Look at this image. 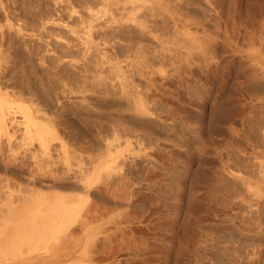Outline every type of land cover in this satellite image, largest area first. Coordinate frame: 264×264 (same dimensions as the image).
Listing matches in <instances>:
<instances>
[{
  "label": "rangeland",
  "instance_id": "374dc122",
  "mask_svg": "<svg viewBox=\"0 0 264 264\" xmlns=\"http://www.w3.org/2000/svg\"><path fill=\"white\" fill-rule=\"evenodd\" d=\"M123 1L0 0V264H264V0Z\"/></svg>",
  "mask_w": 264,
  "mask_h": 264
},
{
  "label": "bare ground",
  "instance_id": "6f19581e",
  "mask_svg": "<svg viewBox=\"0 0 264 264\" xmlns=\"http://www.w3.org/2000/svg\"><path fill=\"white\" fill-rule=\"evenodd\" d=\"M42 1V0H41ZM58 1V0H57ZM125 1V0H124ZM123 1V2H124ZM128 1V0H127ZM100 2V1H99ZM53 3V2H52ZM54 3H56V2H54ZM81 3V2H80ZM126 3H128V2H126ZM11 4V3H10ZM42 4V3H41ZM121 4H123V3H121ZM2 5V4H1ZM44 6V5H43ZM83 6H85V5H83ZM125 6V5H124ZM87 7H88V5H87ZM86 7V8H87ZM123 7V6H122ZM153 7V6H152ZM3 8V7H2ZM91 8V7H90ZM54 9V8H53ZM124 9V8H123ZM1 10V9H0ZM4 10V9H3ZM92 10V9H91ZM72 12H74L75 13V11H72ZM87 12H88V10H87ZM7 13V12H6ZM91 13V12H90ZM93 14H94V11L92 12ZM77 14V13H76ZM92 14V15H93ZM126 14V13H125ZM130 14V13H129ZM78 15V14H77ZM122 15V14H121ZM8 16V15H7ZM11 16V15H10ZM96 16V15H95ZM61 17V16H60ZM93 17V16H92ZM91 17V18H92ZM36 18H37V16H36ZM130 18V17H129ZM2 19V18H1ZM80 19V18H79ZM97 19V18H96ZM5 20V19H4ZM91 20V19H90ZM93 20H95V19H93ZM125 20V19H124ZM129 20V19H128ZM128 20H126V21H128ZM80 21V20H79ZM84 21V20H83ZM87 21V20H86ZM5 22H6V20H5ZM16 22V21H15ZM113 22V21H112ZM130 22H133V21H131L130 20ZM135 22V21H134ZM76 23V22H75ZM124 23H126L127 24V22H124ZM137 23V22H136ZM157 23V22H156ZM8 24H10V21H9V23H6V25H8ZM93 24V23H92ZM122 24H123V22H122ZM131 24H135V23H131ZM169 24V23H168ZM18 25V24H17ZM91 25V24H90ZM90 25H89V27L86 29V34H85V32H84V34H85V36H86V38L87 39H91V31L93 30V28H95V27H90ZM96 25V24H95ZM31 26V25H30ZM102 26V25H101ZM141 26V25H140ZM143 27H144V25H142ZM9 27H10V25H9ZM20 27V26H19ZM41 27V26H40ZM97 27H98V25H97ZM104 27V26H103ZM143 27H141L142 28V30H143ZM147 27V26H146ZM149 27V26H148ZM81 28H82V26H81ZM100 28V27H99ZM145 28V27H144ZM1 29V28H0ZM21 29V28H20ZM92 29V30H91ZM98 29V28H97ZM101 30L103 29V28H100ZM104 29H106V27L104 28ZM119 29V28H118ZM148 29V28H147ZM150 29V28H149ZM174 29V28H173ZM99 30V29H98ZM109 30V29H108ZM141 30V31H142ZM78 31V30H77ZM94 31V30H93ZM104 31V30H103ZM130 31V30H129ZM17 32H19L20 33V30H17ZM73 32V31H72ZM145 32H147L148 33V31H145ZM25 33V32H24ZM96 33V32H95ZM102 33V32H101ZM109 33V32H108ZM143 33V32H142ZM155 33V32H154ZM22 34V33H21ZM69 34V33H68ZM105 34H106V31H105V33H104V36H105ZM118 34V33H117ZM177 34V33H176ZM2 35H3V33H2ZM26 35H27V33H26ZM94 35H97V34H94ZM98 35H100V33L98 34ZM103 35V34H102ZM101 35V36H102ZM107 35V34H106ZM110 35V34H109ZM123 35V34H122ZM121 35V36H122ZM144 35V34H143ZM175 35V34H174ZM25 36V35H24ZM23 36V37H24ZM116 36V35H115ZM141 36H142V34H141ZM146 36V35H145ZM148 36V35H147ZM27 37V36H26ZM1 38V42H0V46H2L3 45V37H0ZM96 38V37H95ZM99 38V37H98ZM157 38V37H156ZM155 38V39H156ZM100 39V38H99ZM108 39V38H107ZM145 39V38H144ZM158 39V38H157ZM23 40V39H22ZM109 40V39H108ZM108 40H106V39H104V43H105V41H108ZM111 40V39H110ZM153 40H154V38H153ZM173 40V39H172ZM91 41V40H90ZM103 41V40H102ZM48 42V41H47ZM96 42H98V41H96ZM128 42V41H127ZM70 43V42H69ZM106 43H108V42H106ZM25 44V43H24ZM113 44V43H112ZM6 45H7V43H6ZM9 45V44H8ZM8 45H7V47H8ZM96 46V45H95ZM102 46V45H101ZM113 46H114V44H113ZM112 45H111V47H113ZM83 47H85V46H83ZM1 48V47H0ZM22 48V47H21ZM25 48V47H24ZM96 48V47H95ZM2 49V48H1ZM1 49H0V51H1ZM27 49V48H26ZM74 49V48H73ZM90 49V48H89ZM8 50V49H7ZM10 50V49H9ZM25 51V50H24ZM87 51V50H86ZM102 51V50H101ZM68 52V51H67ZM88 52V51H87ZM113 52V51H112ZM47 53V52H46ZM55 53V52H54ZM86 53V52H85ZM101 53H103V52H101ZM114 53V52H113ZM67 54V53H66ZM87 54V53H86ZM92 54V53H91ZM98 54V53H97ZM29 55V54H28ZM52 55H53V53H52ZM94 55V54H93ZM118 55V54H117ZM121 55H122V53H121ZM112 56H113V54H112ZM138 56V55H137ZM93 57H95V55L93 56ZM93 57H92V59H93ZM101 57V56H100ZM83 58H85V57H83ZM91 59V60H92ZM99 59V58H98ZM103 59V58H102ZM101 59V60H102ZM113 59H114V56H113ZM116 59H117V57H116ZM140 59V58H139ZM142 59V58H141ZM65 60V59H64ZM74 60V59H73ZM90 60V59H89ZM100 60V61H101ZM127 60V59H126ZM167 60V59H166ZM170 60V59H169ZM99 61V60H98ZM97 61V62H98ZM108 61V60H107ZM114 61V60H113ZM158 61V60H157ZM96 62V61H95ZM126 62V61H125ZM73 63V62H72ZM77 63V62H76ZM82 63H84V62H82ZM66 64V63H65ZM74 64V63H73ZM86 64V63H85ZM100 64V63H99ZM117 64V63H116ZM44 65V64H43ZM101 65V64H100ZM108 65H109V63H108ZM118 66V65H117ZM87 67V66H86ZM102 68V67H101ZM47 69V68H46ZM120 69V68H119ZM91 70V69H90ZM92 71V70H91ZM90 71V72H91ZM100 71V70H99ZM30 72V71H29ZM118 72V71H117ZM89 73V72H88ZM96 74H98V73H96ZM100 75V74H99ZM102 75H103V73H102ZM1 76V75H0ZM107 76V75H106ZM134 76V75H133ZM123 77V76H122ZM115 78V77H114ZM150 78V77H149ZM108 79V78H107ZM13 80V79H12ZM104 80V79H103ZM105 82V81H104ZM118 82V81H117ZM127 82V81H126ZM118 84V83H117ZM107 85V84H106ZM109 85V84H108ZM2 86V85H1ZM8 86V85H7ZM129 86V85H128ZM151 86V85H150ZM120 87V86H119ZM4 88V87H3ZM18 89V88H17ZM81 89V88H80ZM5 90V89H4ZM3 90V91H4ZM123 90V89H122ZM136 90V89H135ZM11 91H13V90H11ZM49 91V90H48ZM128 91V90H127ZM5 92V91H4ZM2 93V92H0V105H1V107L3 106V105H7L6 104V100H5V98L7 99L8 98V93ZM7 92V91H6ZM122 92V91H121ZM124 92V91H123ZM139 93V92H138ZM11 95H12V93H10ZM9 94V95H10ZM11 95H10V97H11ZM78 95V94H77ZM82 95V94H81ZM14 96H16V95H14ZM18 97H20L19 95H17ZM56 96V95H55ZM54 96V97H55ZM126 96V95H125ZM128 96V95H127ZM25 97V96H24ZM130 97V96H129ZM137 97H138V95H137ZM48 98V97H47ZM81 98V97H80ZM19 99H21V98H19ZM22 99H24L23 98V96H22ZM25 99H27V97L25 98ZM108 99V98H107ZM139 99V98H138ZM26 101H29V100H26ZM35 101H36V99H35ZM61 101V100H60ZM77 101V100H76ZM4 102H5V104H4ZM7 102H8V100H7ZM136 102H137V100H136ZM8 104H10V102H8ZM36 104V103H35ZM141 104V103H140ZM139 104V105H140ZM13 104L11 103L10 105H8V107L9 108H5V109H7V110H9V111H5V110H3V112L2 111H0L1 112V115H0V130H1V132L2 131H4L5 129H7V128H5L4 126V123H5V121H8L7 119L9 118H6L5 116H7V115H11V116H13L14 114L16 115V113H18L19 115H21V117H20V121H21V123H20V121H19V123L21 124V126H23V128H21L23 131V140H36L37 141V143H39V148H41L42 149V153H40V154H43V155H41V156H43L44 158H46L47 157V150H49L48 149V142H51L50 140H51V137L52 138H54L55 140H56V138L52 135L51 137H49L50 136V133H49V129H47V127H45V125H43V126H40L39 124H40V122H38V124H37V121L35 122V118H34V116H36V118H40L39 116H37L38 115V113H39V111H38V113H36L37 115H35V111L33 112V114H34V116H33V114H32V112L30 111V109L29 108H26V107H22V106H14V108L12 107V109H14V110H12L11 109V106H12ZM37 106V105H36ZM4 107V106H3ZM6 107V106H5ZM35 107V106H34ZM79 108V107H78ZM88 108V107H87ZM141 108V107H140ZM1 110H2V108H0ZM14 111V112H12V111ZM16 110V111H15ZM35 110H37V109H35ZM78 110H80V109H78ZM11 111V112H10ZM143 111V110H142ZM141 114V113H140ZM14 115V116H15ZM10 116V117H11ZM135 116V115H134ZM110 117V116H109ZM10 119V118H9ZM11 119L12 120H10V121H12L13 123H14V118L13 117H11ZM14 119V120H13ZM48 120V119H47ZM16 121V120H15ZM17 123V122H16ZM18 124V123H17ZM17 124H16V126H17ZM19 124V125H20ZM12 125V124H11ZM109 125V124H108ZM6 127H8V126H6ZM18 127V126H17ZM11 129V128H10ZM112 129V128H111ZM15 130V129H14ZM133 130V129H132ZM5 131H7V130H5ZM20 131V130H19ZM12 132H13V130H12ZM51 132V131H50ZM10 134V133H9ZM18 134H19V132H18ZM48 134H49V136H48ZM52 134V133H51ZM64 134V133H63ZM116 135V134H115ZM7 137L8 138H10V137H12V135L11 136H9V135H7ZM47 137L48 138H50V140H48V142H47ZM61 138V137H60ZM128 139V138H127ZM21 141V140H20ZM30 141V142H31ZM10 142V141H9ZM16 142V141H15ZM117 142V141H116ZM120 142H122V141H120ZM136 143V142H135ZM13 144V143H12ZM23 145V144H22ZM26 145H27V143H26ZM96 146V145H95ZM115 146V145H114ZM13 147V146H12ZM15 147V146H14ZM61 147V146H60ZM111 147V146H110ZM18 148V147H17ZM21 148V147H20ZM23 148V147H22ZM26 148V147H25ZM62 148V147H61ZM63 149V148H62ZM19 151H20V149H18ZM10 151V150H9ZM14 151H16V149H14ZM25 151V150H24ZM61 151V150H60ZM11 152H12V150H11ZM18 152V151H17ZM62 152V151H61ZM20 153V152H19ZM18 153V154H19ZM15 154H17V153H15ZM15 154H13V155H15ZM35 154V153H34ZM34 154H33V156H34ZM39 154V152H37V155ZM39 154V155H40ZM11 155V154H10ZM40 156V158H42ZM46 156V157H45ZM89 156V155H88ZM59 157V156H58ZM103 157V156H102ZM101 157V158H102ZM15 158V157H14ZM38 158V157H37ZM50 158V157H49ZM101 158H98V159H101ZM96 159V158H95ZM31 160V159H30ZM34 160V159H33ZM35 160H38V159H35ZM34 160V161H35ZM42 160V159H41ZM48 160V159H47ZM43 161V160H42ZM99 161V160H98ZM16 162V161H15ZM38 161H36L35 163H36V170L37 171H41V170H43L47 165L46 164H43L44 162H46V161H44V162H38ZM48 162V161H47ZM52 162V161H51ZM96 162V161H95ZM12 163V162H11ZM29 163V162H28ZM34 164V163H33ZM43 164V165H42ZM48 164V163H47ZM50 164V163H49ZM48 164V165H49ZM94 164V163H93ZM113 164V163H112ZM35 165V164H34ZM46 165V166H45ZM67 165V164H66ZM91 165V164H90ZM17 166V165H16ZM54 166V165H53ZM52 166V167H53ZM35 167V166H34ZM106 168V167H105ZM114 169H115V167H114ZM119 169V168H118ZM33 170V169H32ZM35 170V171H36ZM83 170V169H82ZM109 170H110V168H109ZM4 171V170H3ZM29 171V170H28ZM34 171V172H35ZM36 171V172H37ZM50 171V170H49ZM115 171V170H114ZM120 171V170H119ZM45 172V171H44ZM43 172V173H44ZM42 173V174H43ZM51 173H53V172H51ZM40 174V173H39ZM38 174V175H39ZM41 174V176H43ZM50 174V173H49ZM73 174V173H72ZM83 174V173H82ZM112 174V173H111ZM28 175H30V173L28 174ZM33 175V174H32ZM78 175V174H77ZM34 176V175H33ZM40 176V175H39ZM41 176H40V178H41ZM45 176V175H44ZM44 176H43V178H44ZM31 177V176H30ZM29 177V178H30ZM36 177V176H35ZM34 177V178H35ZM37 178V177H36ZM35 178V179H36ZM39 178V177H38ZM38 178H37V181H38ZM42 178V179H43ZM68 178V177H67ZM88 177H86V175L85 176H82L81 178H80V181H82V186H80L81 187V192L83 193V194H85V195H89V192H90V183H88V181H90V180H88L87 179ZM34 179V180H35ZM57 179V178H56ZM73 180V179H72ZM30 181V180H29ZM43 181V180H42ZM62 181V180H61ZM78 181V180H77ZM33 182V181H32ZM60 183V182H59ZM72 183V182H71ZM79 185H80V182L78 181L77 182ZM20 184V183H19ZM27 184V183H26ZM41 184H42V182H41ZM56 184V183H55ZM73 184V183H72ZM76 184V183H75ZM77 185V184H76ZM75 185V186H76ZM78 185V186H79ZM34 186V185H33ZM36 186V185H35ZM39 186V185H38ZM54 186H57V185H54ZM60 186V185H59ZM73 186V185H72ZM71 187V186H70ZM48 188H51L50 186L48 187ZM59 188V187H58ZM69 188V187H68ZM35 189H37V188H35ZM61 189V188H60ZM77 190V189H76ZM80 190V189H79ZM28 191V190H27ZM47 191V190H46ZM49 191V190H48ZM52 191V190H51ZM65 191V190H64ZM67 191V190H66ZM70 191H72V190H70ZM78 191V190H77ZM76 191V192H77ZM41 192V191H40ZM75 191H74V193H76ZM31 193V192H30ZM51 193V192H50ZM58 193V192H57ZM69 193V192H68ZM19 194V193H18ZM22 194V193H21ZM33 194V193H32ZM31 194V195H32ZM44 194V193H43ZM59 194V193H58ZM72 194V193H71ZM80 194V193H79ZM11 195V194H10ZM36 195V193H34V196ZM40 195V194H39ZM74 195H76V194H74ZM33 196V195H32ZM43 195H41V196H39V198L40 197H42ZM70 196H72V195H70ZM35 197H37V196H35ZM62 197V196H61ZM86 197V196H85ZM17 198V197H16ZM51 198V197H50ZM66 198V197H65ZM31 199V198H30ZM35 199V198H34ZM67 199V198H66ZM72 199H73V197H72ZM77 198H75V199H73L71 202L73 203L75 200H76ZM64 202V201H63ZM62 202V203H63ZM9 203V202H8ZM61 203V204H62ZM66 203V202H65ZM68 203V202H67ZM66 203V204H67ZM70 203V202H69ZM69 203L67 204V205H69ZM60 205V204H59ZM77 204H71V205H69V206H67V207H64V206H66V205H64V203H63V206H61V208H56V210L54 209V206H53V209L55 210V212L52 210V212L54 213V214H57V215H60V216H58V217H60V220H58V221H55L56 223H58V224H56V223H51L52 224V226L51 225H49L48 227H47V229L49 228V227H52L51 229H49V230H47V231H49L51 234L52 233H61V232H63L64 230H66V223L67 224H69V222L68 221H70V219H75V217H77V216H75V213H76V210H79V209H77L78 207L76 206ZM71 206V207H70ZM56 207H58V206H56ZM31 209V208H30ZM22 210V209H21ZM35 210V209H34ZM27 211V210H26ZM56 211H58L57 213H56ZM18 212V211H17ZM24 212L25 211H22V213L24 214ZM45 213V212H44ZM51 215H52V213H50ZM93 214V213H92ZM11 215V214H10ZM15 215H16V213H15ZM27 215H29V213H27ZM35 215V214H34ZM48 215V214H47ZM75 217H74V216ZM12 216H13V214H12ZM29 216H31V215H29ZM50 216V215H49ZM18 217V216H17ZM28 217V216H27ZM33 217V216H32ZM46 217V216H45ZM72 217V218H71ZM74 217V218H73ZM57 218V217H56ZM13 219V218H12ZM32 219L33 218H31V221H32ZM36 220H37V218H35ZM35 219H34V222H35ZM49 219V218H48ZM59 219V218H58ZM15 220H17V219H15ZM39 220V219H38ZM44 220H46V218L44 219ZM56 220V219H55ZM72 220H71V222H72ZM13 222H14V220H13ZM48 222V221H47ZM50 222H51V219H50ZM73 222H74V220H73ZM15 223V222H14ZM38 223V222H37ZM16 224V223H15ZM39 224V223H38ZM57 225V226H56ZM16 227H17V225H15ZM19 226V225H18ZM24 226V225H23ZM25 227V226H24ZM68 227H70V226H68ZM67 227V228H68ZM18 228V227H17ZM19 230V229H18ZM27 230V229H26ZM67 231V230H66ZM16 232H17V230H16ZM24 232H25V230H24ZM48 232V233H49ZM28 233H29V231H28ZM47 233V232H46ZM47 233V234H48ZM49 233V234H50ZM52 235V236H55V235ZM63 234H65V233H63ZM49 236V235H48ZM51 236V235H50ZM20 241V240H19ZM252 255V254H251ZM250 257V256H249ZM238 264V263H237Z\"/></svg>",
  "mask_w": 264,
  "mask_h": 264
}]
</instances>
